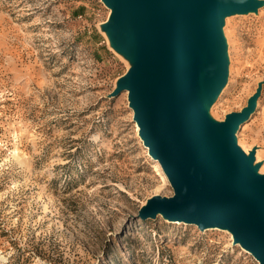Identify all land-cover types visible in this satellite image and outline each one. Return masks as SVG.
<instances>
[{
  "label": "rangeland",
  "instance_id": "1",
  "mask_svg": "<svg viewBox=\"0 0 264 264\" xmlns=\"http://www.w3.org/2000/svg\"><path fill=\"white\" fill-rule=\"evenodd\" d=\"M113 6L0 0V264H262L229 229L142 216L177 192L120 88L142 51L111 32ZM226 22L210 120L252 108L233 137L264 179V3Z\"/></svg>",
  "mask_w": 264,
  "mask_h": 264
},
{
  "label": "water",
  "instance_id": "2",
  "mask_svg": "<svg viewBox=\"0 0 264 264\" xmlns=\"http://www.w3.org/2000/svg\"><path fill=\"white\" fill-rule=\"evenodd\" d=\"M110 1L117 10L111 32L120 33V41L133 39L135 51L136 44L142 51L120 88L132 92L146 145L177 192L153 199L142 216L163 209L200 225L228 222L264 262V179L254 177L251 158L233 137L243 115H231L220 128L212 124V131L202 118L225 72L221 18L255 2Z\"/></svg>",
  "mask_w": 264,
  "mask_h": 264
},
{
  "label": "bare ground",
  "instance_id": "3",
  "mask_svg": "<svg viewBox=\"0 0 264 264\" xmlns=\"http://www.w3.org/2000/svg\"><path fill=\"white\" fill-rule=\"evenodd\" d=\"M255 2L254 6H250V7H240V8H236L233 9L231 11H227L223 14L222 18H221V29H222V33H224V29H225V25H226V21L227 19L234 13L237 12H248V11H258L259 8L263 5V0H253ZM132 28L131 25H129L127 28L123 29V32H127L130 31ZM122 32V31H121ZM121 35V34H120ZM225 37V36H224ZM133 39H125V45L130 47L134 42ZM230 42V41H228ZM134 52L133 48H130V54H132ZM224 65H225V72H224V77L223 79L220 81L219 86L217 87L216 91L214 92V94L212 95V97L210 98V100L208 101V103L206 104L203 113H202V118L204 120V123L206 126H208L210 128V130L212 131L214 128L213 126H211L213 123L210 120L212 115H211V111H212V106L218 101V99L220 98V96L223 94L224 90L226 89L227 83H228V78H229V71L231 70V57L229 56L228 52H227V45L225 44L224 46ZM139 64V63H138ZM130 92V95L132 96V92ZM114 93H116V91H114ZM255 106V104L253 105ZM135 109V114L137 116V109L134 107ZM214 112V111H212ZM243 118L240 119L237 124H236V129L234 131V135L236 136V133L238 132V129L242 126V124L244 123V121L246 119L249 118L250 113L248 112H242ZM139 121V120H138ZM214 125V124H213ZM239 145V144H238ZM243 147V146H242ZM149 148V152L150 154H152V156L159 162L161 168L162 165L160 163V161L154 156V154L152 153L151 148L148 146ZM246 151V157L249 160V158L251 157L252 154H250L249 152ZM257 158V155H256ZM160 168V169H161ZM252 168L254 170V177H257L261 167L260 164L256 161L253 162L252 164ZM163 170V169H162ZM162 172V171H161ZM165 173V172H164ZM165 178L167 177L166 173H165ZM167 179V178H166ZM158 193V192H157ZM155 198H160V195L156 194ZM158 215H161L162 217H164L168 222H172V223H178V222H185V223H195L201 230H210V229H229V231L232 232V234L234 235L235 238H237V234L236 232L231 228L230 224L228 222L222 221V220H216L213 221L212 223L206 224V225H200L198 222H196L195 220H190V219H186V218H180V219H175L172 218L168 215H166V212L163 209H158L155 212H151L145 216L148 217H156ZM146 218V217H145ZM238 240L241 242V244L243 245V247L251 254L253 255L256 259H258L259 261H261L262 264H264V262L259 258L258 254L252 249L250 248L245 242L243 238H238Z\"/></svg>",
  "mask_w": 264,
  "mask_h": 264
}]
</instances>
